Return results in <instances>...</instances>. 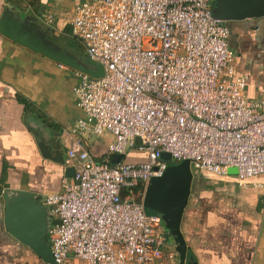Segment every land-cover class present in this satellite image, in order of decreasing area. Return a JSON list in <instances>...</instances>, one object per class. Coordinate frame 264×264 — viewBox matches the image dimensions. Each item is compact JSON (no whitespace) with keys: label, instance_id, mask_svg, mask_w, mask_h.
I'll list each match as a JSON object with an SVG mask.
<instances>
[{"label":"built area","instance_id":"1","mask_svg":"<svg viewBox=\"0 0 264 264\" xmlns=\"http://www.w3.org/2000/svg\"><path fill=\"white\" fill-rule=\"evenodd\" d=\"M213 1L74 4L71 34L103 75L76 72L72 93L83 116L66 132L63 157L74 175L42 196L55 264L71 256L89 264H179L160 215L143 205L149 180L170 164L162 152L264 192V181L253 180L264 176V98L247 96ZM104 132L113 137L108 153L122 156L116 163L96 161L85 147V138ZM131 151L145 159L128 162Z\"/></svg>","mask_w":264,"mask_h":264},{"label":"crops","instance_id":"2","mask_svg":"<svg viewBox=\"0 0 264 264\" xmlns=\"http://www.w3.org/2000/svg\"><path fill=\"white\" fill-rule=\"evenodd\" d=\"M79 1L0 0V17L8 11L44 42L86 65L83 45L71 34L70 25ZM47 14L52 22L46 21ZM224 23L237 74L246 77L247 96L264 98V15ZM58 63L0 34V264H45L4 227V196L41 205L49 222L42 196L60 190L72 178L65 175L68 165L42 156L37 143L57 132L64 156L66 132L83 116L72 93L78 70ZM112 139L104 132L84 143L96 161H110L107 144ZM124 159L138 162L145 156L131 151ZM253 180L262 182L264 176ZM180 231L186 264H264V192L238 186L232 175L199 171L192 178ZM45 240L49 245L47 236ZM168 240L176 250L172 236ZM82 262L71 256L66 264H89Z\"/></svg>","mask_w":264,"mask_h":264},{"label":"water","instance_id":"3","mask_svg":"<svg viewBox=\"0 0 264 264\" xmlns=\"http://www.w3.org/2000/svg\"><path fill=\"white\" fill-rule=\"evenodd\" d=\"M213 14L223 21L263 16L264 0H214ZM0 34L30 50L90 76L103 75V67L100 63L88 57L85 60L86 65L78 63L63 50L44 42L25 22L12 18L8 11L0 17ZM57 135L58 133L55 132L50 135V138H40L37 143L42 156L62 164L64 156ZM162 157L170 160L167 152H162ZM120 158L121 154H112L110 163H116ZM64 171L66 176L72 177L75 169L73 166H67ZM227 172L235 174L236 168H228ZM192 178L193 174L188 160L169 165L161 176L149 180L143 198L144 207L160 215L165 228L172 236L176 244L179 264H186V243L180 231V223L190 193ZM150 182H152L151 185ZM4 198L3 222L6 230L20 243L29 247L43 263L55 264L45 240L49 227L45 209L19 196L5 195ZM187 264L190 263L187 262Z\"/></svg>","mask_w":264,"mask_h":264},{"label":"rangeland","instance_id":"4","mask_svg":"<svg viewBox=\"0 0 264 264\" xmlns=\"http://www.w3.org/2000/svg\"><path fill=\"white\" fill-rule=\"evenodd\" d=\"M169 163H170L169 165H173V164H175L172 160H169ZM191 170H192V174H193V175L199 172V171H197L196 169H192V168H191ZM151 183H152V182H150V185H151ZM79 261H83L82 263H85V262H86V261L84 262V260H81V259H79Z\"/></svg>","mask_w":264,"mask_h":264},{"label":"trees","instance_id":"5","mask_svg":"<svg viewBox=\"0 0 264 264\" xmlns=\"http://www.w3.org/2000/svg\"><path fill=\"white\" fill-rule=\"evenodd\" d=\"M148 213H152L151 211H148Z\"/></svg>","mask_w":264,"mask_h":264},{"label":"flooded vegetation","instance_id":"6","mask_svg":"<svg viewBox=\"0 0 264 264\" xmlns=\"http://www.w3.org/2000/svg\"><path fill=\"white\" fill-rule=\"evenodd\" d=\"M162 220V219H161Z\"/></svg>","mask_w":264,"mask_h":264}]
</instances>
